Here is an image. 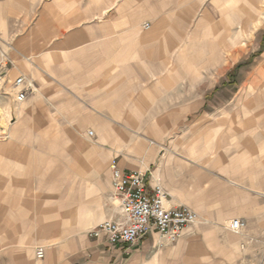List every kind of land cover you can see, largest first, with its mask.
Returning <instances> with one entry per match:
<instances>
[{
	"label": "crops",
	"instance_id": "crops-1",
	"mask_svg": "<svg viewBox=\"0 0 264 264\" xmlns=\"http://www.w3.org/2000/svg\"><path fill=\"white\" fill-rule=\"evenodd\" d=\"M258 1L0 0V98L14 117L0 137V264H263L264 105L245 119L234 107L221 131L180 132L177 117L209 113L197 71L256 22ZM111 161L197 221L176 241L90 238L121 220Z\"/></svg>",
	"mask_w": 264,
	"mask_h": 264
},
{
	"label": "rangeland",
	"instance_id": "rangeland-1",
	"mask_svg": "<svg viewBox=\"0 0 264 264\" xmlns=\"http://www.w3.org/2000/svg\"><path fill=\"white\" fill-rule=\"evenodd\" d=\"M244 6L243 12L246 14V2ZM257 7L256 22L249 26L246 22L250 19L244 17L243 32L231 34V47L227 48L221 62L197 71L204 79L198 85L205 86L206 92L212 91L204 98L206 105L211 108L208 114L177 115L180 132L194 125L196 130L204 127H212L216 131L234 129V124L229 125L230 121L234 122V118L239 116L235 114L234 107L246 108L245 111L250 112L240 115L244 119L259 116L251 113L250 107L264 105V0H259ZM9 106L10 99L0 98V137H3L1 134L5 133L14 119L13 114L11 116L9 113ZM220 107H227V113H215ZM160 116L158 121L165 117ZM86 135L90 137L88 132Z\"/></svg>",
	"mask_w": 264,
	"mask_h": 264
},
{
	"label": "built area",
	"instance_id": "built-area-1",
	"mask_svg": "<svg viewBox=\"0 0 264 264\" xmlns=\"http://www.w3.org/2000/svg\"><path fill=\"white\" fill-rule=\"evenodd\" d=\"M22 84L21 78L14 83L15 87ZM28 91L21 89L16 100L23 101ZM88 135L92 136V132H88ZM109 170L111 189L119 200L121 220L98 224L88 233L90 238H103L111 246L133 245L146 234L154 232L161 240L176 241L197 221V214L186 206L167 207L164 189L158 184L149 188L144 172L122 171L115 161L110 162ZM228 227L239 232L245 227V223L237 219L231 221ZM37 257H42L40 250Z\"/></svg>",
	"mask_w": 264,
	"mask_h": 264
}]
</instances>
